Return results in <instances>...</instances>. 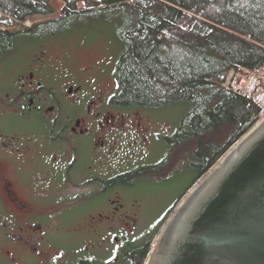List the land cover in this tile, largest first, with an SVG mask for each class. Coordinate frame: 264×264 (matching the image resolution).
<instances>
[{
    "label": "flooded vegetation",
    "instance_id": "obj_1",
    "mask_svg": "<svg viewBox=\"0 0 264 264\" xmlns=\"http://www.w3.org/2000/svg\"><path fill=\"white\" fill-rule=\"evenodd\" d=\"M41 22L8 28L0 45V264H136L164 223L150 200L143 227L140 196L181 190L170 214L196 163L164 157V100L122 97L120 50L58 47Z\"/></svg>",
    "mask_w": 264,
    "mask_h": 264
},
{
    "label": "trees",
    "instance_id": "obj_2",
    "mask_svg": "<svg viewBox=\"0 0 264 264\" xmlns=\"http://www.w3.org/2000/svg\"><path fill=\"white\" fill-rule=\"evenodd\" d=\"M54 1L0 0V45L12 35L8 28L52 12ZM60 1L64 15L39 23L40 29L56 28L61 37L111 24L120 46L122 97L184 106L165 139L167 158L175 141L186 145L178 163H196L195 181L260 119L259 106L224 83L231 69L264 75V0ZM152 244L153 237L134 253L136 264L144 263Z\"/></svg>",
    "mask_w": 264,
    "mask_h": 264
},
{
    "label": "water",
    "instance_id": "obj_3",
    "mask_svg": "<svg viewBox=\"0 0 264 264\" xmlns=\"http://www.w3.org/2000/svg\"><path fill=\"white\" fill-rule=\"evenodd\" d=\"M144 264H264V116L188 188Z\"/></svg>",
    "mask_w": 264,
    "mask_h": 264
},
{
    "label": "rangeland",
    "instance_id": "obj_4",
    "mask_svg": "<svg viewBox=\"0 0 264 264\" xmlns=\"http://www.w3.org/2000/svg\"><path fill=\"white\" fill-rule=\"evenodd\" d=\"M62 6L63 2L60 0H56L52 3L53 11L49 12L47 14H38L33 15L25 19L26 21L22 24H33L37 22H44L48 19H58L64 15L62 12ZM100 26H96L94 29H86L83 27V29L76 30L75 32L68 33L67 35H62L61 37L57 36L56 41L58 44V47H63L65 49L73 48L72 51L77 50H83V49H93L94 47L97 48L98 46H102V43L104 44V47L102 48V54L105 56L110 55H116L119 53L120 46L113 34V29L111 28V24H97ZM71 42V43H70ZM87 48H86V47ZM25 47L23 43L20 44L19 49L20 51ZM84 47V48H83ZM24 50V49H23ZM89 51V50H88ZM82 65L86 64L85 60L81 62ZM184 106L178 105V104H171V105H165L164 106V131L166 128L171 129L170 135H172L173 131L177 128L179 121L184 113ZM188 147L186 145L179 146H172V154L169 155L170 157V163H174L176 165L181 156L183 155L184 151L187 150ZM154 151L157 150V147L153 148ZM167 145L164 141V157L167 156ZM173 158V159H172ZM181 190L176 189L175 191H170L165 185H164V191L163 190H155L151 192V194L148 195V197L140 196L141 199H143L144 208L142 210L141 214V224L146 225V223L151 219V212L152 209L150 207V200L153 203L160 202L164 203V213L168 210L170 205L173 203L175 198L177 197L178 193ZM167 219V218H166ZM165 219V220H166ZM164 220V222H165ZM142 227V226H141ZM157 228V224L151 225L149 227V232L145 236V239H149L153 236L155 233V230ZM58 237V236H57ZM56 238V237H55ZM155 239V238H154ZM58 242L62 246H68L69 242L66 239L58 238ZM144 264V263H143Z\"/></svg>",
    "mask_w": 264,
    "mask_h": 264
},
{
    "label": "built area",
    "instance_id": "obj_5",
    "mask_svg": "<svg viewBox=\"0 0 264 264\" xmlns=\"http://www.w3.org/2000/svg\"><path fill=\"white\" fill-rule=\"evenodd\" d=\"M224 84L250 97L260 108V118L264 116V75L240 73L231 69Z\"/></svg>",
    "mask_w": 264,
    "mask_h": 264
}]
</instances>
